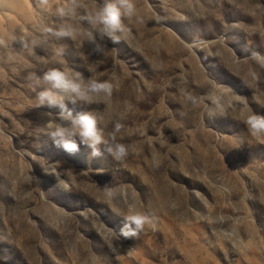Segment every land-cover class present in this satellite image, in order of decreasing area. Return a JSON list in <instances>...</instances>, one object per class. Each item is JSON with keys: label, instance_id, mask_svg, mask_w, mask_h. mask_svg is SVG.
Wrapping results in <instances>:
<instances>
[{"label": "rangeland", "instance_id": "1", "mask_svg": "<svg viewBox=\"0 0 264 264\" xmlns=\"http://www.w3.org/2000/svg\"><path fill=\"white\" fill-rule=\"evenodd\" d=\"M102 0H0V264H264V0H136L103 57L67 38L32 48L44 28L85 17ZM29 42L27 47L21 40ZM110 81L90 107L128 156L67 152L48 136L26 75L49 68ZM67 103V101H66ZM155 224L124 239V218Z\"/></svg>", "mask_w": 264, "mask_h": 264}, {"label": "clouds", "instance_id": "2", "mask_svg": "<svg viewBox=\"0 0 264 264\" xmlns=\"http://www.w3.org/2000/svg\"><path fill=\"white\" fill-rule=\"evenodd\" d=\"M49 0H38L39 5H48ZM75 3V0H73ZM71 9L61 7L57 9V16L61 23L44 28L39 39L31 41V47H41L45 51L51 47L53 38H67L75 42L77 48L85 44L91 45L90 55L103 57L106 53L107 42L119 43L126 31V20L134 19L138 24L147 21L137 13L136 0H102L100 6L88 14L84 19L89 25L88 30H81L70 22ZM3 43V41H0ZM27 47L29 42L20 41ZM261 66H264V55L253 53ZM27 87L35 95L33 107L58 108V113L47 112L49 117L45 133L51 142L67 152L79 151L81 145L91 149L93 157L102 155L104 151L117 162L128 156V147L117 141L116 133L122 125L117 123L114 132L105 138L98 127L97 117L91 111L73 113L68 104H79L90 107L104 98H110L114 85L110 81H84L79 73L69 74L59 68H49L43 72L30 71L26 75ZM67 101V103H66ZM249 133L253 137L264 136V115L252 114L244 121ZM155 229V224L146 213H135L124 218V225L120 235L124 239L138 237L146 228Z\"/></svg>", "mask_w": 264, "mask_h": 264}]
</instances>
